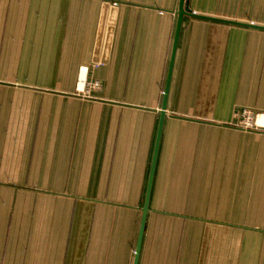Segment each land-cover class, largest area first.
<instances>
[{
  "label": "crops",
  "instance_id": "1",
  "mask_svg": "<svg viewBox=\"0 0 264 264\" xmlns=\"http://www.w3.org/2000/svg\"><path fill=\"white\" fill-rule=\"evenodd\" d=\"M178 4L0 0V264H264V29L212 20L264 0H184L160 126Z\"/></svg>",
  "mask_w": 264,
  "mask_h": 264
},
{
  "label": "water",
  "instance_id": "2",
  "mask_svg": "<svg viewBox=\"0 0 264 264\" xmlns=\"http://www.w3.org/2000/svg\"><path fill=\"white\" fill-rule=\"evenodd\" d=\"M183 5H184V0H179V4H178V12H177V15H178V20H177V24H176V33H175V37H174V41H173V50H172V53H171V57H170V66H169V70H168V75H167V83H166V87H165V91H164V100H163V103H162V107H161V122H160V126H161V123L164 119V116H165V113H164V110H165V107H166V100H167V91H168V88H169V83H170V75H171V71H172V67H173V60H174V56H175V52H176V48H177V40H178V35H179V32H180V23H181V20L183 18V16L185 15H188L186 13V11L183 9ZM113 8H109V3L108 2H104L103 6H102V10H101V18H100V21H99V26H98V35H97V41H96V49H95V55H94V59H93V63L94 62H97L98 58L97 56H99V53H100V50H101V44H102V41H103V37H104V34L106 35L105 36V41H104V52L103 54L105 55L108 50H109V46H108V43H109V40H110V35H111V29L110 27H107V31L105 33V26L107 24V26H110L112 23H113ZM108 11L109 13L111 14L110 17H109V20L107 22V15H108ZM196 17H199V18H203V19H206L204 17H201V16H197L195 15ZM193 16V17H195ZM211 20V19H210ZM214 21H219V22H223V23H226V24H234V25H238V26H248V27H251V28H254V29H259V30H263L264 27H258V26H255V25H250V24H240V23H237V22H233V21H225V20H216V19H212ZM211 20V21H212ZM102 62H103V58H102ZM159 126V128H160ZM155 157H156V150H155V154H154V157H153V161H152V169H151V172H150V178H149V187L151 186V179H152V174H153V168H154V161H155ZM147 198V197H146ZM148 201L149 199L147 198L146 201H145V204H144V208L142 210L143 212V218H142V221H141V225L140 227H144V222H145V214L147 212V206H148ZM142 229H140V232H141ZM139 247L137 246V251H136V255H135V261H134V264L136 263V260H137V256H138V252H139Z\"/></svg>",
  "mask_w": 264,
  "mask_h": 264
},
{
  "label": "built area",
  "instance_id": "3",
  "mask_svg": "<svg viewBox=\"0 0 264 264\" xmlns=\"http://www.w3.org/2000/svg\"><path fill=\"white\" fill-rule=\"evenodd\" d=\"M82 81L85 82L84 80H82ZM92 86H93V88L98 87V83L95 82V83L92 84ZM241 115L247 121V123L244 126H249V125L251 126V122L256 117V114L254 112H252L251 110H243Z\"/></svg>",
  "mask_w": 264,
  "mask_h": 264
},
{
  "label": "rangeland",
  "instance_id": "4",
  "mask_svg": "<svg viewBox=\"0 0 264 264\" xmlns=\"http://www.w3.org/2000/svg\"><path fill=\"white\" fill-rule=\"evenodd\" d=\"M259 116H261V115H259V114H256V117L253 119V121L251 122V126L249 125V126H242V127H244V129H249V128H251V129H256L257 131H259L260 129L256 126V120H257V118L259 117ZM260 118H264V117H260ZM259 118V119H260ZM240 120H241V122H242V125H245L246 123H247V121H246V119H244V117L241 115V118H240ZM258 123H259V121H258ZM260 124H262V123H260ZM257 127V128H256ZM261 131V130H260ZM263 131V130H262Z\"/></svg>",
  "mask_w": 264,
  "mask_h": 264
},
{
  "label": "bare ground",
  "instance_id": "5",
  "mask_svg": "<svg viewBox=\"0 0 264 264\" xmlns=\"http://www.w3.org/2000/svg\"><path fill=\"white\" fill-rule=\"evenodd\" d=\"M263 122H264V118H260L259 123H263Z\"/></svg>",
  "mask_w": 264,
  "mask_h": 264
}]
</instances>
